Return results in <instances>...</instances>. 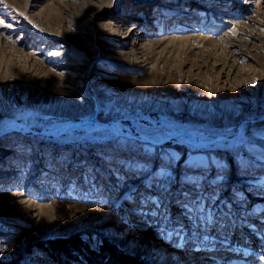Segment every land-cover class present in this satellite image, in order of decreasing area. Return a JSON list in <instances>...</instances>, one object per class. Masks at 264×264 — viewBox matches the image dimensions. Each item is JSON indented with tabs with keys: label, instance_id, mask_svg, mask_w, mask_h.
Returning <instances> with one entry per match:
<instances>
[{
	"label": "rangeland",
	"instance_id": "1",
	"mask_svg": "<svg viewBox=\"0 0 264 264\" xmlns=\"http://www.w3.org/2000/svg\"><path fill=\"white\" fill-rule=\"evenodd\" d=\"M0 264H264V0H0Z\"/></svg>",
	"mask_w": 264,
	"mask_h": 264
},
{
	"label": "bare ground",
	"instance_id": "2",
	"mask_svg": "<svg viewBox=\"0 0 264 264\" xmlns=\"http://www.w3.org/2000/svg\"><path fill=\"white\" fill-rule=\"evenodd\" d=\"M11 123H13V125L14 124H16L15 122H11ZM10 123V124H11ZM109 123V122H108ZM112 125V124H111ZM118 125V124H117ZM71 127V126H70ZM60 128V127H59ZM62 129H63V127H61ZM57 130V129H56ZM62 131V130H61ZM182 131H186V132H180V133H177V132H174V135L176 136V138H177V136L179 137V139L181 140V141H184V142H187V143H190V145H192V146H198V145H200V144H202L203 143V135L201 134V133H197V134H199V136H201L200 137V139H198V137H197V135H196V133L195 132H193V131H190V130H182ZM172 135V134H171ZM170 135H168V136H166V137H162V138H160V139H158V140H155V141H157V142H159V143H162V142H164V140H166L168 137H169ZM149 138V137H148ZM170 138V137H169ZM151 139V138H150ZM203 139V140H202ZM227 139V138H226ZM231 140V139H230ZM216 141V140H215ZM233 141V140H232ZM221 142H223V141H221ZM206 146V145H205Z\"/></svg>",
	"mask_w": 264,
	"mask_h": 264
},
{
	"label": "water",
	"instance_id": "3",
	"mask_svg": "<svg viewBox=\"0 0 264 264\" xmlns=\"http://www.w3.org/2000/svg\"><path fill=\"white\" fill-rule=\"evenodd\" d=\"M79 125H82V123L78 122ZM216 140V139H215Z\"/></svg>",
	"mask_w": 264,
	"mask_h": 264
},
{
	"label": "trees",
	"instance_id": "4",
	"mask_svg": "<svg viewBox=\"0 0 264 264\" xmlns=\"http://www.w3.org/2000/svg\"><path fill=\"white\" fill-rule=\"evenodd\" d=\"M92 259H90V262H93V261H91ZM98 262V261H97Z\"/></svg>",
	"mask_w": 264,
	"mask_h": 264
}]
</instances>
